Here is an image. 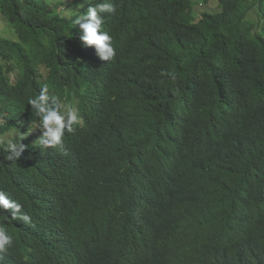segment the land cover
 <instances>
[{
	"label": "trees",
	"instance_id": "1",
	"mask_svg": "<svg viewBox=\"0 0 264 264\" xmlns=\"http://www.w3.org/2000/svg\"><path fill=\"white\" fill-rule=\"evenodd\" d=\"M112 1L118 58L81 169L73 138L68 154L8 160L0 124V191L30 217L0 211L13 237L0 264H264V0L200 13L210 0ZM64 5L0 0V107L14 118L30 77L12 86L4 67L79 54L85 7Z\"/></svg>",
	"mask_w": 264,
	"mask_h": 264
},
{
	"label": "clouds",
	"instance_id": "2",
	"mask_svg": "<svg viewBox=\"0 0 264 264\" xmlns=\"http://www.w3.org/2000/svg\"><path fill=\"white\" fill-rule=\"evenodd\" d=\"M65 1L69 4L64 5L67 17L71 16L69 11H76L78 4L85 7L72 21L74 26L78 25L75 43L79 54L71 56L69 65L59 57L31 55L20 68L4 67L12 86L21 77L29 76L30 90L24 117L14 118L11 109L0 107V124L7 126L5 135L12 139L7 144L8 160L19 159L24 148L28 160L37 163L45 153L68 154L73 138L78 147L74 170L78 172L85 163L81 141L92 134V112L108 93L117 63V40L107 23L117 6L112 0ZM14 199L0 191V211L10 210L13 218L30 223V217L21 214L22 206ZM12 242V235L0 226V251H5Z\"/></svg>",
	"mask_w": 264,
	"mask_h": 264
},
{
	"label": "rangeland",
	"instance_id": "3",
	"mask_svg": "<svg viewBox=\"0 0 264 264\" xmlns=\"http://www.w3.org/2000/svg\"><path fill=\"white\" fill-rule=\"evenodd\" d=\"M200 3L201 2H198L197 5L195 6V9L198 13H200L201 11H204V10L213 11L218 7V0H210L207 3L202 2L203 4H200ZM252 12H255V10H253ZM1 27H2V24L0 22V28ZM2 30H4V28Z\"/></svg>",
	"mask_w": 264,
	"mask_h": 264
}]
</instances>
